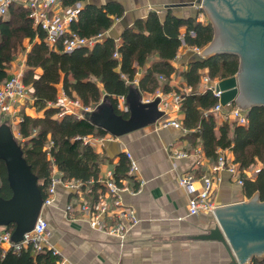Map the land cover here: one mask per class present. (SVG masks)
<instances>
[{
	"label": "trees",
	"instance_id": "16d2710c",
	"mask_svg": "<svg viewBox=\"0 0 264 264\" xmlns=\"http://www.w3.org/2000/svg\"><path fill=\"white\" fill-rule=\"evenodd\" d=\"M78 2L82 5L78 18L71 22V29L82 36L107 32L125 10L118 1L99 5L93 0H62V5L69 7ZM201 11L204 9L198 8V14ZM198 14L182 16L169 8L162 16L157 10H150L145 18L139 17L132 26H126L120 40L106 34L91 47L66 51L63 42L69 33L55 46H50L45 40V30L34 24L30 8L19 2L10 5L7 14L0 19V84L7 80L10 63L19 50L26 48L28 39L24 82L29 87L32 105L42 113L33 116L21 108L18 127L26 145L19 141L18 144L37 177L43 199L48 195L52 170L56 167L64 180L86 183L95 179L85 197L91 204L98 200L101 155L90 143L84 142L83 137L109 132L96 124L87 112L81 117L73 112L60 115L59 84L67 97L80 98L84 105L92 107L90 113L108 104L117 114L130 118L132 103L137 104L138 96L142 99L144 92L159 88L164 92L172 91L175 87L170 84L171 75L177 73L193 88L192 92L184 94L181 105L185 113L183 125L191 130L188 135L200 137L205 152L215 158L218 148L230 149L233 160L242 168L261 162L258 173L245 178L243 186L248 197L259 192L264 200V105L248 110L247 125L219 123L216 114L208 112L218 102V96L212 89L199 90L204 68H208L212 79L232 76L239 70V56L231 53L199 55L182 71L174 65L183 44L204 48L213 39L212 22L199 20ZM136 64L144 68L139 79ZM135 79L138 84L133 82ZM120 96L125 97L127 110L120 108ZM130 167L129 158L123 156L114 172L119 184L130 175ZM0 196L13 197L8 168L1 158ZM15 229V222L6 227L12 234ZM61 257L47 247L39 252H33L30 246L20 250L9 246L0 250V264H59ZM250 264H264V256L253 257Z\"/></svg>",
	"mask_w": 264,
	"mask_h": 264
},
{
	"label": "crops",
	"instance_id": "0c3cea01",
	"mask_svg": "<svg viewBox=\"0 0 264 264\" xmlns=\"http://www.w3.org/2000/svg\"><path fill=\"white\" fill-rule=\"evenodd\" d=\"M93 1L99 5L118 1L123 5V16L117 18L106 32L117 40H120L122 30L126 26H132L139 17L145 18L150 10H157L163 16L170 8L179 15L188 16L197 15L198 8H203L197 0ZM176 3L187 4L168 7ZM65 9L61 2L53 7L52 12L61 13ZM204 11L199 12V20L204 21ZM25 45L22 53L10 63L8 76L15 71L24 72L30 47L28 39L25 40ZM203 49L197 50L195 46L183 44L174 65L178 70H184L189 62L203 55ZM136 66V78L139 79L144 68L138 64ZM204 74H209L208 68L202 70V76ZM170 84L173 87H182L187 83L180 74L173 73ZM199 90H202V80ZM144 93L149 97L151 92ZM66 98L62 84H59V103ZM25 111L33 116L40 114L32 108H25ZM184 115L183 110L174 111L169 108L164 119L177 118L183 123ZM215 117L219 123L225 121L220 114ZM190 132L188 128L185 131L157 122L129 130L119 136L110 132L98 135L99 140L93 146L101 155L97 180L107 178L110 172L114 174L121 158L126 156V151H130L136 161L134 171L122 179V183L128 184L131 189L120 192L121 206L115 205V200L113 201L114 198L109 192L98 189V198L104 196L115 210V215L107 214L105 220L108 223H124L127 226L126 237L121 239L105 230L92 227L88 214L77 212L76 218H69L66 205L77 201L79 194L59 183L53 203L42 207L41 211L48 221L46 245L57 250L62 256L59 264H233L226 246L221 241L201 237L208 234L211 228L220 225L221 219L216 209L189 214L188 203L194 193L182 186L179 180L181 176L191 173L196 178L197 190H200L204 187V175L212 172L218 156L224 154L233 160L234 155L228 148H218L216 158L208 155L202 139L189 136ZM218 175L220 181L212 196L216 207L240 202L249 203L257 193L248 197L243 184L235 182L228 170L223 169ZM88 189L84 192L85 196L91 190L90 187ZM258 201H261L260 194ZM122 206L133 208L138 218L137 223L129 226L130 222L126 218L118 217L116 209L119 208V211ZM6 227L7 225H2L0 233L4 232ZM8 247L7 243H0V250ZM263 256L264 254H254V257Z\"/></svg>",
	"mask_w": 264,
	"mask_h": 264
},
{
	"label": "water",
	"instance_id": "95a60500",
	"mask_svg": "<svg viewBox=\"0 0 264 264\" xmlns=\"http://www.w3.org/2000/svg\"><path fill=\"white\" fill-rule=\"evenodd\" d=\"M210 14L214 26L212 41L204 47L203 56L231 53L239 56V70L236 74L222 78L216 90H222L223 104L235 101L249 110L253 106L264 105V0H197ZM187 3L171 4L168 7L183 6ZM134 99V92L131 93ZM160 99L139 104L132 103L131 117L117 114L108 104H104L91 114L99 126L111 134L119 136L125 132L150 123L144 110L147 104L156 107L160 117L164 111L159 108ZM100 112V114H98ZM0 130V158L8 168V178L13 189V197L0 196V225L16 223L12 234L15 242L20 241L30 231L40 215L43 197L37 177L31 171L22 155L17 139L12 137L10 145H4ZM259 192L251 202H240L216 207L221 219L220 225L211 228L206 239L221 241L227 248L233 264L246 262L254 254H264V200L258 201Z\"/></svg>",
	"mask_w": 264,
	"mask_h": 264
},
{
	"label": "built area",
	"instance_id": "2783aa9c",
	"mask_svg": "<svg viewBox=\"0 0 264 264\" xmlns=\"http://www.w3.org/2000/svg\"><path fill=\"white\" fill-rule=\"evenodd\" d=\"M19 2L25 4L31 10V16L34 19L35 25H40L45 30V40L50 46H55L59 39L62 38L66 33L64 38V49L66 51H72L73 49L80 46H93L97 40L102 39L106 32H100L95 36H82L76 31L71 29V22L78 18V12L82 3L78 2L74 6L66 7V9L61 13H53L52 9L54 6L61 4L62 0H0V19L4 17L11 4ZM194 34V32H192ZM197 50L200 48L195 46ZM118 53H115L117 56ZM202 90L212 89L214 94L218 96V102L208 110L215 114H220V116L225 121H232L237 124L247 125L249 123L248 110L240 107L235 101H230L227 104H223L220 100L222 90H216L217 84L221 79H212L209 74H204L202 76ZM134 83L138 84V80L135 79ZM192 86L186 84L182 87H175L170 92H164L163 90L157 89L146 97L143 93L142 101L151 102L157 98L160 99L159 108L167 113V110H182L181 105L184 99V94L192 92ZM32 100L30 90L28 85L24 82V72L22 70L10 73L7 80L0 84V116L2 114L18 116L20 114L21 108L26 104L27 100ZM119 106L120 108L127 110L128 106L125 103V97L120 96ZM62 105V113L73 112L78 116H84L86 112L93 110L92 107L84 105L80 98L67 97L65 101L60 103ZM207 112V113H208ZM164 126L173 125L175 127L181 128L187 131V128L183 123L177 118H166L163 121ZM84 142L90 143L94 146L99 137L96 135H86L83 137ZM126 156L131 162V167L129 174L132 173L136 167V161L134 160L132 153L126 151ZM261 163L255 164L249 168H242L238 162L229 159L226 155L220 154L218 156L217 162L212 167V172L204 175V187L197 190L195 181L196 178L193 174L187 173L181 176L179 182L182 186L186 187L194 196L189 200L188 212L189 214H198L200 212H211L216 208V203L212 196L214 195L218 183L220 181L219 172L223 169L228 170L232 175L235 182L239 184H244L245 178L253 177L258 173ZM101 183L99 191L109 192L113 199L115 200V205L121 206L120 192L123 190L131 189L126 183L119 184L114 179L113 172L108 174L107 178L97 180ZM94 179L89 182L83 183L80 180H64L62 178V172H59L56 167L52 170V182L48 190V195L43 200V207L49 206L54 201V196L57 191V185L59 183L65 185L66 187L72 188L79 194L77 201L70 202L66 205V211L69 218H76V213L80 212L88 214L90 217V224L92 227H97L99 229L105 230L109 234L115 235L124 239L126 237V225L122 222L108 223L105 220L106 215L114 216V208L111 203L100 196L96 202L91 204L85 198L84 192L89 190L88 188ZM119 209V208H118ZM118 217L126 218L131 226L137 223L138 218L130 206H122L118 211ZM48 229V221L40 213L38 216L34 227L26 232L23 238L15 242L12 238V233L8 230L0 233V243L5 242L8 246H13L15 250H20L22 247H32L33 252L43 251L49 248L46 245V232ZM54 253H58L57 250L50 248ZM250 261L241 262L238 261L236 264H250Z\"/></svg>",
	"mask_w": 264,
	"mask_h": 264
},
{
	"label": "rangeland",
	"instance_id": "374dc122",
	"mask_svg": "<svg viewBox=\"0 0 264 264\" xmlns=\"http://www.w3.org/2000/svg\"><path fill=\"white\" fill-rule=\"evenodd\" d=\"M203 15H204V17H203L204 21H207V20L211 21L209 12L204 11ZM20 53H22V50H19L17 52L16 56L19 55ZM16 56L14 58H16ZM220 79H222V78H220ZM137 98H138L137 104H139L141 102V97L138 96ZM24 106H25V108H32L33 111L36 110L38 113H42V111L37 110L36 107L32 105V100L28 99ZM25 108H24V111H25ZM144 110L148 113V115L150 117V123L153 124V123L164 121L165 116L163 115L162 117H160L157 113L156 107H154L153 105L147 104V106L144 108ZM98 114H100V112ZM21 118H22L21 113L18 116H12L10 114H8V115L2 114L0 116V130L3 132L4 139L6 140L4 142V145H7V148L10 145L12 137L17 139V141L21 142V144L23 146L26 145L25 138L22 137L21 133L19 132V127H18ZM0 227H2V225H0Z\"/></svg>",
	"mask_w": 264,
	"mask_h": 264
}]
</instances>
